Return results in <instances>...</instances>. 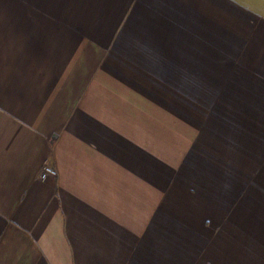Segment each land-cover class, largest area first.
I'll return each mask as SVG.
<instances>
[{
    "label": "crops",
    "instance_id": "1",
    "mask_svg": "<svg viewBox=\"0 0 264 264\" xmlns=\"http://www.w3.org/2000/svg\"><path fill=\"white\" fill-rule=\"evenodd\" d=\"M0 264H264V0H0Z\"/></svg>",
    "mask_w": 264,
    "mask_h": 264
},
{
    "label": "built area",
    "instance_id": "2",
    "mask_svg": "<svg viewBox=\"0 0 264 264\" xmlns=\"http://www.w3.org/2000/svg\"><path fill=\"white\" fill-rule=\"evenodd\" d=\"M46 172H47V169L45 167H42V169H41V178H44Z\"/></svg>",
    "mask_w": 264,
    "mask_h": 264
}]
</instances>
